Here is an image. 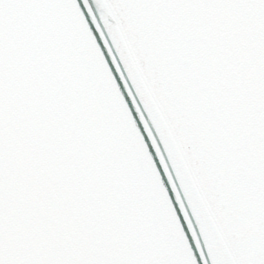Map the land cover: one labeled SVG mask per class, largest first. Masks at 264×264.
Instances as JSON below:
<instances>
[{
	"label": "snow or ice",
	"instance_id": "snow-or-ice-1",
	"mask_svg": "<svg viewBox=\"0 0 264 264\" xmlns=\"http://www.w3.org/2000/svg\"><path fill=\"white\" fill-rule=\"evenodd\" d=\"M0 264H264V0H0Z\"/></svg>",
	"mask_w": 264,
	"mask_h": 264
}]
</instances>
